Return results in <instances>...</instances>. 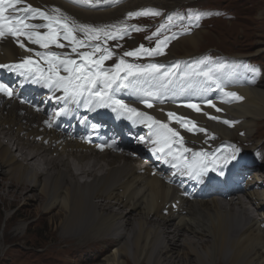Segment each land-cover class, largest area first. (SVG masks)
<instances>
[{
    "label": "bare ground",
    "instance_id": "1",
    "mask_svg": "<svg viewBox=\"0 0 264 264\" xmlns=\"http://www.w3.org/2000/svg\"><path fill=\"white\" fill-rule=\"evenodd\" d=\"M168 1L102 0L97 5L92 0L91 6L73 0H24V3L49 14H53V8H59L70 25L89 24L99 28L119 19L128 8L138 7L141 2L152 6ZM29 22L47 23L39 16ZM165 24L159 33L165 35L167 43L176 38L175 34H186L178 28L180 23L174 24L176 27ZM132 26L128 25L126 35L111 42L131 36L135 28ZM204 34L196 29L174 41L163 55L146 57L157 58L156 63L166 68L179 65L172 84L162 87L158 80L137 77L131 78L130 87H114L112 93L116 99H123L157 120L167 122V113L174 112L207 129L206 133L189 132L173 120L170 126L184 139L182 145L172 143L171 149L162 142L153 143L157 137L147 123L135 117L129 119L130 114H121L112 108H107L104 116L133 123L138 134L128 140L121 138L120 144L98 142L92 135L87 140L81 130H76V122H65L60 116L64 104L82 107L83 98L82 101L65 99L60 88L48 87L33 76L0 69V83L12 89L11 96L0 91L1 199L13 197L11 205L21 199L29 200L30 204L37 200L41 217L58 208L51 218L60 220L62 232L68 238L76 234V241H81L78 247L91 242H113L117 248L105 257L104 264H264V167H256L258 163H255L256 159L260 160L256 153L263 146L255 130L264 123V71H251L244 63L241 66L234 63L229 75L217 77L220 72L215 74L223 90L216 83L205 82L202 76L182 78V73L212 68L211 64L196 67L197 61L177 59L199 54ZM22 39L34 51L21 48L11 36L0 39V64L18 63L23 57L31 56L46 70L47 57L42 59L35 53L48 50ZM60 43L65 47L50 45V50L60 54L61 59L70 55L79 62L69 41L61 37ZM86 48L89 49L83 47L77 52H92L90 47ZM263 50L264 47L256 53ZM247 56H234V62ZM111 65L107 64L105 69L113 68ZM60 74L67 75L63 70ZM148 92L154 95L147 97ZM226 92H235L243 99L227 97ZM145 98L152 103V108L141 102ZM207 99L222 111L205 104ZM188 101L199 104L202 111L183 106ZM205 113L220 119H209ZM223 120L234 123L225 124ZM238 145L257 151L250 155L241 152L240 164L226 169V179H216L215 173L197 179L188 174L185 160L177 158L181 147L191 150L182 153L191 164L199 159L194 153H205L206 159H211L213 155L230 153ZM161 147L163 152L158 150ZM137 159L145 164L139 165ZM252 166L255 170L249 174ZM37 209L30 207L26 213L33 214Z\"/></svg>",
    "mask_w": 264,
    "mask_h": 264
},
{
    "label": "snow or ice",
    "instance_id": "2",
    "mask_svg": "<svg viewBox=\"0 0 264 264\" xmlns=\"http://www.w3.org/2000/svg\"><path fill=\"white\" fill-rule=\"evenodd\" d=\"M73 2L91 6L92 0H73ZM94 2L98 5L102 0H94ZM21 4H24V6L21 7ZM52 13L53 14H49L46 11L33 7L31 4H26L24 0H0V39L11 36L21 48H25L28 52L34 50L28 48L22 38L26 39L31 44L39 45L41 48L48 50L46 52L35 53L37 57L42 59L47 57L45 61L47 64L46 70L39 67L40 61L33 60L31 56L23 57L18 63L0 64V69H7L21 76H33L37 82H43L48 87L55 86L60 88L65 93V99L68 97L75 100L83 98L85 107L95 106L100 108H112L113 111H117L121 114H130L129 119L135 117L141 123H147V126L153 129V135L157 137V140L153 141V143L162 142L164 146L169 149H171L172 143H179L182 145L184 139L176 128L170 126L173 120H175L180 128L189 132H207V129L198 127L195 121L174 112L167 113V122L157 120L148 113L140 111L136 107L125 103L123 99H116L112 94L114 87L115 89L130 87L131 78L142 77L158 80L162 87L172 84L174 78L178 75L176 71L179 67L178 64H173L171 67L166 68L165 65L162 64L128 63L124 59V57H138L141 52L148 56L163 55L161 44L166 45L167 39L158 41L155 49H144L143 45H141L139 49L125 52L123 57L120 58L113 68L105 69L103 67L104 61L111 59L113 53L108 47L101 46L99 43L101 37L104 38L105 42L107 40L122 38L123 35L127 34L128 26L125 25L120 27L117 25H110L97 28L89 24L70 25L59 8H53ZM149 14L158 15L159 13L145 9L138 12H130L128 16L133 17ZM37 16L47 21V23L29 22ZM200 18L201 14L195 16L196 20ZM160 27L163 28L164 25ZM40 29H45V31H40ZM135 30L139 31L140 29L136 28ZM77 31L83 33L87 39L77 38L75 35ZM159 31L160 29H157V33H159ZM61 37L69 41L72 52L77 53L79 62L77 59H72L70 55H64V58L61 59L60 54L50 50V45H55L58 48L65 47L64 44L60 43ZM78 47H90L93 51L77 52ZM97 54H99L98 57ZM203 63V60L198 62V64ZM225 67L224 64H217L203 72L196 71L193 73H182L180 75L182 78L189 77L190 75L202 76L205 82L211 81L216 83V87L223 90L221 85L217 82L215 74L221 72ZM61 70L67 75H61ZM45 71L47 74H45ZM251 71L257 70L251 69ZM203 90L207 91L208 89L204 88ZM0 91L6 92L9 96L12 95V89L7 87L4 83H0ZM153 95L152 92L146 93L147 97H152ZM225 95L236 100L243 99V97L235 92H226ZM141 102L148 108L153 107L152 103L147 98L142 99ZM204 103L209 107L216 108V105L211 99L205 100ZM183 106L197 112L202 111L199 104L191 101L184 103ZM216 111L219 112L222 111V109L216 108ZM205 115L209 114L205 113ZM209 119L219 120L220 118L209 115ZM222 122L229 125L234 123L229 120H223ZM141 140H143V137H141ZM158 150L163 152L164 147ZM178 151L181 152V155L177 158L185 160V164L189 170L188 174L195 175L197 179L205 177L208 173H215L216 179H226V169L236 167L240 164L241 150L239 148H233V150L226 155H213L211 159H206L207 154L205 153H194V157L199 159H195L191 164H188L186 158L182 156V153L190 152L191 150L181 147ZM209 165H211V167H209ZM208 178L212 179V177Z\"/></svg>",
    "mask_w": 264,
    "mask_h": 264
},
{
    "label": "rangeland",
    "instance_id": "3",
    "mask_svg": "<svg viewBox=\"0 0 264 264\" xmlns=\"http://www.w3.org/2000/svg\"><path fill=\"white\" fill-rule=\"evenodd\" d=\"M183 1L175 2V0H169L166 2L167 4H152L153 7L151 3L148 5L141 2L142 5L140 4L138 7L128 8V11L123 13L124 15L122 14L119 19L110 24L106 23L107 25L103 24L105 26L117 25L120 27L125 25L135 26L132 35L123 40L113 42L107 40L105 42L104 38L101 37L100 43L112 45L118 50L112 52L111 59L104 61L103 67L105 68L107 64H112L111 66L114 67L121 58L116 54H124L125 52L139 49L141 45H143L144 49H155L157 42L165 39V35L157 33V29H160V26L165 24L162 20L167 19L168 22L165 25L176 27L174 24L180 23L178 28L181 29V33H186L185 35L192 34L196 29L205 33L203 42L199 46V54L191 58L177 59L191 61L190 63L197 61L195 63L196 67L198 62L204 58H210L203 60L208 66L210 64L212 67L217 64H224L226 67L217 77L229 75L232 72L231 69H233L234 63L240 66L244 63L250 69L260 70V72L264 71V50L258 54L256 53L260 48L264 47V0ZM145 9L158 12L159 14L128 16L130 12H138ZM197 14H201L199 20L195 19ZM66 18L68 17L66 16ZM69 20L71 22L70 17ZM169 22L170 24H168ZM75 25L79 24L76 23ZM99 28L101 27L99 26ZM136 28L140 30L137 31L135 30ZM154 33L157 34L153 35ZM75 35L79 39H87L81 32L77 31ZM175 35L176 38L172 39L173 41L170 43L161 44L163 53H166L174 41L185 36L180 35V33ZM77 49L83 48L78 47ZM85 49L89 48L85 47ZM90 50L93 51L91 48ZM238 55L248 56L242 61L234 62V56ZM145 56L147 55L141 52L138 57H129L130 61L126 60V62L134 63L131 58L138 62ZM189 69H191V66ZM228 71H230L228 74H222ZM255 135L257 139L263 140L261 150L256 153L260 160L254 159L258 163L256 167L262 168L264 167V123L255 130ZM207 139L210 140V137H206ZM238 147L241 148V152H245L248 155L257 151L252 150L247 145H238ZM137 160L139 165L145 164L139 162V159ZM254 167L252 166L249 174L255 170ZM13 199V197H10L4 201L0 197V264H104L105 257L111 255L117 248L111 241H105L104 243L103 241L98 243L91 242L78 247L81 241H76V234L68 238V235L62 232L60 220L51 218V215L57 212L58 208L41 217L39 201L35 200L34 204H30L29 200L21 199L11 205ZM30 207L38 208L33 213L34 215L26 213ZM85 241L88 242L90 240L86 239ZM105 243L106 246L103 247ZM100 248H102V251H100ZM85 253L88 254L86 259Z\"/></svg>",
    "mask_w": 264,
    "mask_h": 264
}]
</instances>
